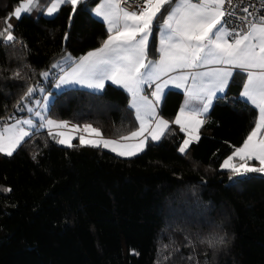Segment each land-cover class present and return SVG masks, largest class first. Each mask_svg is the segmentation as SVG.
I'll use <instances>...</instances> for the list:
<instances>
[{"label": "trees", "instance_id": "obj_1", "mask_svg": "<svg viewBox=\"0 0 264 264\" xmlns=\"http://www.w3.org/2000/svg\"><path fill=\"white\" fill-rule=\"evenodd\" d=\"M19 2L0 0V29L11 16L17 38L0 42V128L10 115L27 114L21 98L42 85L54 93L48 116L112 138L132 132L135 114L122 87L53 88L62 73L54 64L107 37L106 22L93 13L100 0H82L75 12L65 4L52 17L45 16L50 0H39L17 19ZM168 8L153 24L150 57ZM244 81L235 71L184 154L178 149L187 134L172 123L184 98L177 89L160 108L171 121L165 135L135 156L81 146L78 138L62 146L47 130L34 131L12 156L0 153V264H264V174L234 176L221 167L258 119L240 96ZM209 236L224 242L209 247L202 243Z\"/></svg>", "mask_w": 264, "mask_h": 264}, {"label": "snow or ice", "instance_id": "obj_2", "mask_svg": "<svg viewBox=\"0 0 264 264\" xmlns=\"http://www.w3.org/2000/svg\"><path fill=\"white\" fill-rule=\"evenodd\" d=\"M81 2L50 0L45 11L51 16L61 6L69 4L75 12ZM124 2L103 0L94 9L95 14L107 23L110 35L102 46L88 52L79 61H74L75 66L59 78L57 87L62 84H79L89 89L102 90L105 82L111 81L130 94V107L135 110L139 127L117 139H106L100 129L91 124H85L82 128L79 125L69 127L67 121L45 120L40 111L34 112L32 108L27 111L34 112L43 121L41 127H47L49 135L59 144L72 147L75 138L72 133L83 132L88 138L79 135L81 146L103 147L119 156H135L144 150L148 137L157 141L168 130L169 121L159 115L157 108L164 98V90L174 85L183 89L187 96L179 114L172 121L187 134V139L183 140L178 149L184 154L191 143L200 139L199 128L204 121L199 117L209 111L217 93L223 94L226 91L234 71L239 69L246 74L241 96L245 102L258 109L259 116L242 146L235 148L223 160L221 167L230 170L234 176L250 172L264 174V15L249 10L256 5L243 7L241 11L245 15L237 16L234 0H143V5L134 11L123 7ZM38 4L39 0H20L12 15L19 19L22 14L31 13ZM165 5L169 6L167 13L162 22L156 25L159 59L152 60L148 58V41L152 36L153 22ZM260 7L264 8V0H261ZM10 19L11 16L5 18V27L0 29V42L4 44L17 42L13 26L8 22ZM66 59L71 60V57ZM52 67L57 68L59 64ZM200 68L207 70L191 71ZM41 75L47 79L49 73L43 72ZM14 76L19 77L20 73L16 72ZM153 85L155 88L150 93L153 99H150L144 95V87L151 88ZM34 91V88H28L21 101L31 97ZM220 98L224 97L221 95ZM193 100L200 101L201 106L192 107ZM39 103L36 101V104ZM44 111H47V104L44 105ZM21 125L35 127L32 119H26L17 120L15 124L0 129V153L12 156L25 138L30 136L31 133ZM53 129L57 131L53 132ZM62 129L67 131H60ZM235 158H239L242 163H235ZM250 160L258 161L259 167L249 166ZM5 190L11 191L10 188ZM203 242L214 247L224 241L222 237L217 240L209 236Z\"/></svg>", "mask_w": 264, "mask_h": 264}, {"label": "rangeland", "instance_id": "obj_3", "mask_svg": "<svg viewBox=\"0 0 264 264\" xmlns=\"http://www.w3.org/2000/svg\"><path fill=\"white\" fill-rule=\"evenodd\" d=\"M103 2V0H100V2L93 8V12H94V14H95V11H94V9L100 4V3H102ZM50 5V4H49ZM48 5V6H49ZM47 6V7H48ZM57 13V12H56ZM55 13V14H56ZM54 14V15H55ZM54 15H51V16H49V15H47V13H46V11H45V16H47V17H52V16H54ZM96 15V14H95ZM22 16V15H21ZM98 17V16H97ZM100 18V17H99ZM66 57H71V60H67L66 59ZM76 58H74L71 54H66L62 59H60L59 61H58V63L57 64H59V67H57V72H59V71H63V73L65 72V71H67V70H69L70 68H73L74 66H75V64L73 63L74 61H79V58L78 59H76ZM66 67H68L67 69H66ZM72 70V69H71ZM70 70V71H71ZM69 71V72H70ZM62 75H60L58 78H56V81H55V83H54V86H53V88L54 89H56L57 91H61V89H63V88H65L64 86H69V87H71V85H74V86H78V87H83V85H79V84H62V85H60L59 87H57V84H59V78L61 77ZM108 82L106 81L105 82V86H106V84H107ZM85 88H87L86 86H85ZM35 89V91L33 92V94H32V96L30 97V99L29 100H26L25 101V107H26V109H28V108H32V109H34V112L35 111H40L41 112V115L42 116H44L45 117V120H47V119H52V120H57V121H61V120H58V119H56V118H54V117H51V116H48V111H49V108H50V104H51V102L53 101V99H54V93L52 92V91H49V90H47V88L45 87V86H38L37 88H34ZM41 89L43 90V91H41ZM91 90H95V89H91ZM95 91H100V90H95ZM36 101H40V103L39 104H36ZM45 104H47V111L45 112L44 111V105ZM34 112H32V113H30L29 112V115H30V118L29 119H32L33 120V122H34V124H35V127H31V129L33 130V129H35V130H37V131H39V130H45V129H47V127H41V124L43 123V121H41L40 120V118L39 117H36L35 115H34ZM16 120H18V119H16ZM64 121V120H63ZM96 128V127H95ZM54 131L53 132H55V131H57V130H55V129H53ZM60 131H63V130H60ZM86 137H87V134L86 133H83ZM199 134V133H198ZM75 136H79V134L78 133H76V135ZM187 139V138H186ZM60 145H62V146H67V145H64V144H60ZM240 146H242V145H240ZM240 146H238V147H240ZM238 160H239V158H235V160H234V162L235 163H242V162H238ZM248 165L249 166H251V167H255L254 165H250L249 163H248ZM224 169V168H223ZM198 217V219L200 220V215H198L197 216ZM196 220H197V218H195ZM206 220V219H205Z\"/></svg>", "mask_w": 264, "mask_h": 264}, {"label": "crops", "instance_id": "obj_4", "mask_svg": "<svg viewBox=\"0 0 264 264\" xmlns=\"http://www.w3.org/2000/svg\"><path fill=\"white\" fill-rule=\"evenodd\" d=\"M94 13V12H93ZM97 16V15H96ZM101 19H103L102 17H100ZM155 22V21H154ZM154 22H153V24H154ZM106 25H107V23H106ZM107 28H108V25H107ZM152 32H153V28H152ZM110 35V33L108 32V35H107V37L102 41V43H101V45L100 46H102V44H103V42L108 38V36ZM157 44H156V46H157V55H156V57L155 58H153V57H150L149 55H148V58L149 59H152V60H158L159 59V51H158V49H159V35H158V31H157ZM151 40V37L149 38V41ZM149 41H148V45H149ZM99 46V47H100ZM99 47H97V48H99ZM97 48H94V49H92V50H90V51H94V50H96ZM90 51H88V52H90ZM87 52V53H88ZM87 53L86 54H84L83 56H85V55H87ZM82 56V57H83ZM81 58V57H80ZM79 58V59H80ZM68 67H66V69H67ZM72 68H70L69 70H67V71H65L64 73H67V72H69L70 70H71ZM207 69L206 68H200V69H194V70H191V71H206ZM235 71H240L239 69H236ZM235 71H234V73H235ZM62 73H61V75H64V73H63V71H61ZM172 75H175V73H173ZM234 76V75H233ZM163 79H167V77H164ZM107 82H111V81H107ZM246 82V74H245V81H244V83ZM157 83H159V81L157 82ZM189 85H191V80H189ZM119 86V85H118ZM83 87H85V86H83ZM154 88H155V85H153V87H151V88H149L148 86H145L144 87V95H147V96H149V98L150 99H153L151 96H150V93L154 90ZM169 89H177V90H181V91H183V93H184V98H183V102H182V104H181V106H180V108L183 106V104H184V101H185V99L187 98V96H186V93L184 92V90L183 89H180V88H176L174 85H169L168 86V88H166L165 90H164V93L166 94V92L169 90ZM227 90V89H226ZM242 90H243V87H242V89H241V93H242ZM226 92V91H225ZM224 92V93H225ZM223 93V94H224ZM241 93H240V96H241ZM165 94H164V97H165ZM219 95H222L221 93H217V97L219 96ZM242 97V96H241ZM215 99L216 98H214L213 100H212V104H211V106H210V108H209V111L211 110V107H212V105H213V103H214V101H215ZM244 99V98H243ZM163 100H164V98L162 99V101L160 102V105H159V107L157 108V111H158V113H159V115L161 116V117H163L164 119H166V120H168L166 117H164L163 115H162V113H161V110H160V108H161V105H162V102H163ZM130 104H131V96H130ZM201 106V102L200 101H196V100H193L192 101V107H194V108H199ZM25 111H26V113L27 114H23L22 116H18V117H16L15 119H13V120H11L9 123H6V124H4V126L3 127H5V126H7V125H11V124H15L16 123V119H18V120H26V119H29L30 118V115H29V112L27 111V109H26V107H25V109H24ZM133 111H134V114H135V110L133 109ZM208 111V112H209ZM207 112V113H208ZM207 113H205V114H203L202 116H200L199 118L200 119H202L203 121H204V119H205V116H206V114ZM179 114V111H178V113H177V115ZM176 115V116H177ZM175 116V117H176ZM258 116H259V112H258ZM175 117H174V119H175ZM174 119H173V121H174ZM258 120V119H257ZM61 121H63V120H61ZM64 121H67L68 123H69V127H71L72 125H78V124H76V123H74V122H72V121H70V120H64ZM169 121V125L171 124V121L170 120H168ZM135 122H136V125H135V129L133 130V131H135L138 127H139V121L136 119V116H135ZM81 128L83 127V125H79ZM93 126V125H92ZM179 128H180V126L179 125H177ZM2 127V128H3ZM21 127H24L25 128V130L26 131H29L31 134H30V136L34 133V131H37V130H35V129H31V127H29V126H27V125H21ZM94 127V126H93ZM2 128H0V129H2ZM95 128V127H94ZM201 128V127H200ZM200 128H199V131H200ZM45 130H47V131H49V129L47 128V129H45ZM63 131H67V130H64V129H62ZM54 131V130H53ZM79 135H84L83 134V132H80V133H78ZM72 135L75 137L73 140H72V142L76 139V138H78L79 136H75L76 135V133H72ZM30 136H28V137H30ZM145 136H147V133H145ZM28 137H26L25 138V140L28 138ZM104 138H106V139H117V138H112V137H107V136H103ZM86 138H88V137H86ZM142 138V137H141ZM162 138V137H161ZM25 140H24V142H25ZM160 140V139H159ZM23 142V143H24ZM132 142H137V141H132ZM149 142H153V140L150 138V137H148V139H147V141H146V143H145V146H144V149L146 148V146H147V144L149 143ZM22 143V144H23ZM21 144V145H22ZM104 149H106V150H109V149H107V148H104ZM17 150H18V148H17ZM16 150V151H17ZM15 151V152H16ZM110 151V150H109ZM14 152V153H15ZM112 152V151H111ZM142 152V151H141ZM13 153V154H14ZM113 153H115V152H113ZM138 153H140V152H138ZM137 153V154H138ZM3 154V153H2ZM115 154H117V153H115ZM4 155H6V154H4ZM124 157H126V156H124ZM129 157V156H128Z\"/></svg>", "mask_w": 264, "mask_h": 264}, {"label": "built area", "instance_id": "obj_5", "mask_svg": "<svg viewBox=\"0 0 264 264\" xmlns=\"http://www.w3.org/2000/svg\"><path fill=\"white\" fill-rule=\"evenodd\" d=\"M234 2L237 4V8H236L237 16L245 15V13L241 11V9L250 4L256 5L255 8L250 7L249 9L250 11H258L259 14L264 15V8L260 7L261 0H243V2H241V0H234ZM142 5H143V0H125V2L122 4V6L127 8L129 11H134L137 9L138 6H142ZM225 7L226 8L228 7L227 4L225 5ZM225 19L227 20L228 17L226 16ZM233 19L235 20V18ZM15 118H16L15 115H10L9 120L5 121V124L9 123L11 120Z\"/></svg>", "mask_w": 264, "mask_h": 264}]
</instances>
